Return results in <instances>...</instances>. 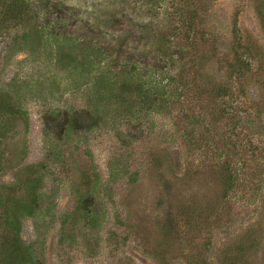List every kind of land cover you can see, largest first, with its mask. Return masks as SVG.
Returning <instances> with one entry per match:
<instances>
[{
  "label": "rangeland",
  "instance_id": "obj_1",
  "mask_svg": "<svg viewBox=\"0 0 264 264\" xmlns=\"http://www.w3.org/2000/svg\"><path fill=\"white\" fill-rule=\"evenodd\" d=\"M7 2L0 255L19 227L27 264H264V0H29L43 39ZM129 64L163 105L105 94Z\"/></svg>",
  "mask_w": 264,
  "mask_h": 264
},
{
  "label": "trees",
  "instance_id": "obj_2",
  "mask_svg": "<svg viewBox=\"0 0 264 264\" xmlns=\"http://www.w3.org/2000/svg\"><path fill=\"white\" fill-rule=\"evenodd\" d=\"M188 1V0H187ZM30 2L29 0H8V2L6 3V9H7V13L9 15H12V17L15 14H11L13 13V11H18V14L15 16V18H17V22H28L31 21V25L30 26H25L24 28V33H26V36H30V37H37L40 39H43L46 35L52 34V29L48 28L49 26H36L35 22L33 23V19L30 17ZM27 17V18H26ZM5 19V18H3ZM25 23V24H26ZM57 25V24H56ZM4 29V28H3ZM47 30H49L50 32H47ZM26 40V39H25ZM28 40V39H27ZM30 40V39H29ZM100 52V50H99ZM98 52H93L89 50L87 52V54H85L84 56H82V59L80 60V62L85 66L86 70H87V74L86 76H88L91 72H95L97 74H99L98 70H97V64L100 60L96 58V54ZM58 58V62L61 64L66 65L67 67L72 66L74 69L79 67L77 66V61H78V56L74 55V52H72V50H68V51H59V57ZM75 63V64H74ZM111 69V68H110ZM135 69L134 65L129 64L128 67H125L124 69H120L119 73L114 77V83L111 87L110 90L105 93L106 95L111 94V92H115L117 90H120L123 94H126L128 92L133 91V93L135 94V96L137 97H133L130 100L131 101H127V105L128 103L131 107H134L135 103L138 102V99L141 100L142 103H147L150 102L152 103L150 106H155V105H163L164 102L167 101L168 97H170V95L167 93L165 87H161L158 89V91H160V93L158 94L156 92V95L154 90L150 89V88H146L143 87L140 83V76H136V81L134 80L133 83V74L132 71ZM90 72V73H89ZM99 77V76H98ZM100 81V79H99ZM135 82H137L135 84ZM167 87V86H166ZM133 89V90H132ZM165 89V90H163ZM136 99V101H135ZM145 99V100H144ZM1 101V100H0ZM137 104V103H136ZM8 106L6 107L4 105V109L2 108V112L1 113H7V111L11 108V104H7ZM12 111V109H11ZM70 122H72L71 120H69ZM69 122V123H70ZM3 139H4V134L2 133V130L0 129V146L3 143ZM35 184H32L30 182L24 184V186H22V188H26L29 190V188L31 190H29L30 192V198H32L30 201L24 202V205H28V204H32L36 198H37V193L36 191H34L35 189ZM34 196V197H33ZM23 205V204H22ZM30 207H28V209L25 207V209H27L29 212L32 211V206L29 205ZM20 226V225H19ZM14 232L13 235H8L5 237V245H7V249L3 250V252L1 251L0 255V264H15L14 261L12 260V258H16L19 263L18 264H27L28 258V252L25 249V246L23 245V241L21 239L20 236V228L19 227H14Z\"/></svg>",
  "mask_w": 264,
  "mask_h": 264
}]
</instances>
